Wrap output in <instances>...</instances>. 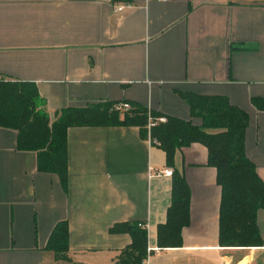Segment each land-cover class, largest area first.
Returning <instances> with one entry per match:
<instances>
[{
    "label": "crops",
    "instance_id": "0c3cea01",
    "mask_svg": "<svg viewBox=\"0 0 264 264\" xmlns=\"http://www.w3.org/2000/svg\"><path fill=\"white\" fill-rule=\"evenodd\" d=\"M0 0V77L34 82L51 117L64 107L126 101L187 120L180 93L224 96L248 117L245 152L264 182V0ZM68 184L37 169L0 127V264H113L130 242L118 223L146 225L141 264H264L257 246L218 245L220 188L207 149H178L189 186L180 246L159 247L171 203L170 168L138 126H72ZM66 221L67 259L46 247ZM264 241V207L256 217Z\"/></svg>",
    "mask_w": 264,
    "mask_h": 264
},
{
    "label": "trees",
    "instance_id": "16d2710c",
    "mask_svg": "<svg viewBox=\"0 0 264 264\" xmlns=\"http://www.w3.org/2000/svg\"><path fill=\"white\" fill-rule=\"evenodd\" d=\"M114 4L132 0H112ZM189 106L187 120L150 111L129 103L128 110L115 105L126 102L104 101L83 107H64L51 117L46 101L34 82L0 77V127L16 131V148L36 153L37 169L58 176L64 190L68 184L67 131L72 126H138L141 138L156 140L165 153V163L172 167L171 203L166 220L157 227L159 247L180 246L181 230L188 223L189 186L182 172L174 166L178 149L200 143L207 149V165L216 170L220 188L218 245L222 247L257 246L261 239L256 217L264 207V182L255 164L245 152L247 114L224 96L180 93ZM264 108V98H252ZM128 103V102H127ZM166 117L149 129L148 117ZM113 231L127 232L131 242L121 250L113 264H141L147 256L148 235L140 222L115 224ZM69 230L66 221L57 223L46 247L58 259H67Z\"/></svg>",
    "mask_w": 264,
    "mask_h": 264
},
{
    "label": "built area",
    "instance_id": "2783aa9c",
    "mask_svg": "<svg viewBox=\"0 0 264 264\" xmlns=\"http://www.w3.org/2000/svg\"><path fill=\"white\" fill-rule=\"evenodd\" d=\"M159 1H166V0H159ZM127 7H130V5H126L124 3H118L115 5V9L117 11H121ZM115 108L116 109H119V110H128L130 108V105L129 103L127 102H122V103H119L117 105H115ZM166 121V117L165 116H161V117H158V118H152L151 116L148 117V125H147V128L149 129L151 126H154L155 124L157 123H163ZM148 141L151 142L152 144H156V145H159V143L156 141V140H151L150 137L148 136ZM163 173L164 175H171L172 173V170L170 168H165L163 169L161 172H159V174ZM140 225L144 228H146V225L144 223H140ZM158 248H147V257L150 255L151 252H154V251H157Z\"/></svg>",
    "mask_w": 264,
    "mask_h": 264
}]
</instances>
